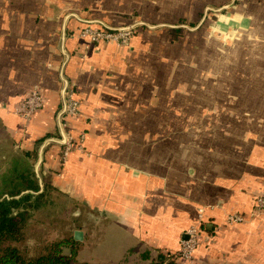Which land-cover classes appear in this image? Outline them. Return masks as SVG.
<instances>
[{"label":"crops","instance_id":"0c3cea01","mask_svg":"<svg viewBox=\"0 0 264 264\" xmlns=\"http://www.w3.org/2000/svg\"><path fill=\"white\" fill-rule=\"evenodd\" d=\"M133 22L128 45L80 35L89 23ZM200 26L243 35L237 47L256 46L250 65L195 83ZM169 28L181 36L170 40ZM64 80L79 101L68 129L83 140L62 163L52 138ZM34 85L43 105L22 119L12 109ZM201 123L216 129L193 135ZM0 133L4 155L24 158L17 190L45 188L71 206L61 238L79 261L264 264V218L251 215L264 190V0H0ZM200 209L209 241L188 260L169 257ZM227 213L245 220L228 225ZM88 244L103 254L96 263Z\"/></svg>","mask_w":264,"mask_h":264},{"label":"rangeland","instance_id":"374dc122","mask_svg":"<svg viewBox=\"0 0 264 264\" xmlns=\"http://www.w3.org/2000/svg\"><path fill=\"white\" fill-rule=\"evenodd\" d=\"M202 31H206L204 36ZM197 33L198 35H202V39L200 40L199 37L198 40L196 37V45L191 53L193 55L192 61L195 63V67L199 69L198 74L193 79L195 83L215 84L218 83L220 77H224V71L229 69L233 71L235 68L239 69L245 67V65H250V60L245 56H251L252 53L256 51V46L250 44L243 49L240 48L241 46L237 47L236 43L243 35L240 36L239 33L233 30L230 34H228V32L226 34L224 33L225 39L224 35H220L216 31H211L210 36H208L207 29L202 26H200V31H197ZM203 37L211 39L212 43H202ZM244 40L246 41L247 38L245 37ZM242 46H244V44ZM227 78L235 80L234 76H227ZM182 105L184 104H180V106ZM214 126L215 125L201 123L190 125V128L191 131L192 129L194 130L193 135H204L205 133H209L210 128L211 132H213V130L216 129ZM180 128H182L180 131L186 132V125H180ZM5 143V137L0 135V195H2V198H6L8 194L17 189H24L22 187L20 188L19 184L24 186L28 181L25 179L26 172L21 171L20 165L18 166L20 161L24 162V158L20 156L18 162L14 157L11 158L10 156L4 155L5 152L2 151L8 149L7 143ZM47 192L48 191L45 193ZM45 193L40 198H35V196H33L28 199L30 202L39 200V205L32 211H29L30 214L27 218V225L24 231L23 244L25 243L29 246L27 247L29 255L42 252V246L47 239L55 240L61 238L63 236V225L66 223V219H63L62 216L65 215L70 218L68 215H70L71 206L69 204L63 205L66 199L58 194L51 195L50 193ZM65 208H67V210H65ZM63 220L65 223H63ZM86 249L84 253L89 259L92 258V262H94L93 259L97 256H103L100 251H95V253L90 252L89 244ZM105 254L107 253L105 252ZM107 255L112 257V254L108 253ZM124 264H135V262L129 261Z\"/></svg>","mask_w":264,"mask_h":264},{"label":"built area","instance_id":"2783aa9c","mask_svg":"<svg viewBox=\"0 0 264 264\" xmlns=\"http://www.w3.org/2000/svg\"><path fill=\"white\" fill-rule=\"evenodd\" d=\"M146 27L151 28L148 25ZM140 28L141 26L138 22L117 27H97L89 23L82 28L80 35L88 37L91 42L103 41L119 45H128L132 36ZM59 94L60 104L56 113L58 136L52 139L58 144L60 148V160L64 163L72 150L82 147L83 135L75 139L68 129L69 120L79 112V101L76 98L73 85L64 80ZM42 105L43 91L39 85H34L28 95L15 105L12 112L22 119H28ZM45 140L49 142L51 139ZM251 215L264 218V190L254 197ZM244 220L245 216L239 213H227L225 216V222L228 225L240 223ZM202 223V210L200 209L196 222L185 231L187 237L181 239L179 249L174 253H170L169 257L188 260L192 257L194 250L202 241H209V237L204 235Z\"/></svg>","mask_w":264,"mask_h":264},{"label":"trees","instance_id":"16d2710c","mask_svg":"<svg viewBox=\"0 0 264 264\" xmlns=\"http://www.w3.org/2000/svg\"><path fill=\"white\" fill-rule=\"evenodd\" d=\"M169 34L170 40H176L181 36L182 28H169ZM46 137H42L39 141ZM38 190L39 188L35 186L32 192ZM45 191L44 188L35 198L42 197ZM30 192L21 193L20 190H16L6 198L0 195V264H88L76 259L75 248L71 246L70 238L47 239L42 246V252L35 255L28 254L29 246L23 244L24 231L29 211L39 205V200L32 202L28 200L33 197ZM63 245L71 246L70 255L62 254Z\"/></svg>","mask_w":264,"mask_h":264},{"label":"water","instance_id":"95a60500","mask_svg":"<svg viewBox=\"0 0 264 264\" xmlns=\"http://www.w3.org/2000/svg\"><path fill=\"white\" fill-rule=\"evenodd\" d=\"M81 235H82V233L76 230L73 232L71 238L75 241L80 240ZM186 237H187L186 233H183V238H186ZM61 251H62V254H64V255H70L71 254L70 253V246H68V245L61 246Z\"/></svg>","mask_w":264,"mask_h":264},{"label":"flooded vegetation","instance_id":"af4514ba","mask_svg":"<svg viewBox=\"0 0 264 264\" xmlns=\"http://www.w3.org/2000/svg\"><path fill=\"white\" fill-rule=\"evenodd\" d=\"M68 246H70V245H68ZM70 253H71V246H70Z\"/></svg>","mask_w":264,"mask_h":264}]
</instances>
